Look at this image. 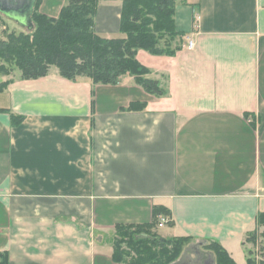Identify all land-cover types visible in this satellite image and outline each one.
<instances>
[{"label":"crops","instance_id":"1","mask_svg":"<svg viewBox=\"0 0 264 264\" xmlns=\"http://www.w3.org/2000/svg\"><path fill=\"white\" fill-rule=\"evenodd\" d=\"M124 1L99 0L98 34L125 36ZM177 2L183 48L137 54L167 96L130 75L95 84L56 67L5 81L0 252L10 264H123L116 226L150 223L156 206L169 212L158 235L191 239L172 264H216L197 249L211 240L248 264L264 211V0ZM65 3L40 0L38 11L56 18ZM136 102L146 108L129 111Z\"/></svg>","mask_w":264,"mask_h":264},{"label":"trees","instance_id":"2","mask_svg":"<svg viewBox=\"0 0 264 264\" xmlns=\"http://www.w3.org/2000/svg\"><path fill=\"white\" fill-rule=\"evenodd\" d=\"M177 3V0H125L121 22L125 36L108 38L95 31L99 0H66L56 18L40 13L38 0L34 27H22L24 31L8 33L5 40H0V72L15 66L23 79H38L56 67L63 77L73 81L86 77L95 84L112 85L130 75L149 93L167 96V87L160 79L149 77L151 69L138 60L137 54L145 49L156 55H175L183 48L184 35L175 25ZM5 84L1 83L0 89ZM145 108L146 103L136 102L128 110ZM22 119L14 116L13 122L19 124ZM168 213L156 206L150 223L118 224L113 259L123 264L173 263L191 239L164 238L154 231L159 215ZM259 224L264 226V211ZM207 248L215 252L217 264H237L220 242L211 240ZM0 264H10L7 252H0ZM248 264L257 263L248 257Z\"/></svg>","mask_w":264,"mask_h":264},{"label":"rangeland","instance_id":"3","mask_svg":"<svg viewBox=\"0 0 264 264\" xmlns=\"http://www.w3.org/2000/svg\"><path fill=\"white\" fill-rule=\"evenodd\" d=\"M21 31H24L22 27H20L14 21L6 18L4 15L0 14V40H5L7 38L8 33H11V32L19 33ZM19 73H20V70L17 69L15 66L10 68L9 70H7V72H0V85L3 82L5 83V81L7 79L10 80V79L18 76ZM261 227L262 228L260 229V231L258 233L251 235L250 239L248 240L249 241L248 246L252 251L251 253H248L249 254L248 257L255 260L257 264H262V262H264V226H261ZM190 242H191V240H189V242H187L184 245L182 252L184 251L185 247ZM207 244H208V242L205 243L204 245H201V246L197 245V249L202 253L203 259L208 258L207 254L210 251L213 252L215 255L214 251L207 248ZM182 252H181V254H182ZM181 254H180V256H181ZM179 257L175 261H177L179 259ZM215 257H216V255H215Z\"/></svg>","mask_w":264,"mask_h":264},{"label":"water","instance_id":"4","mask_svg":"<svg viewBox=\"0 0 264 264\" xmlns=\"http://www.w3.org/2000/svg\"><path fill=\"white\" fill-rule=\"evenodd\" d=\"M38 0H0V13L24 28H33Z\"/></svg>","mask_w":264,"mask_h":264},{"label":"built area","instance_id":"5","mask_svg":"<svg viewBox=\"0 0 264 264\" xmlns=\"http://www.w3.org/2000/svg\"><path fill=\"white\" fill-rule=\"evenodd\" d=\"M194 43L192 40L189 41V47H193ZM169 219L163 218L162 221L159 223V226H163L164 224L168 223Z\"/></svg>","mask_w":264,"mask_h":264}]
</instances>
